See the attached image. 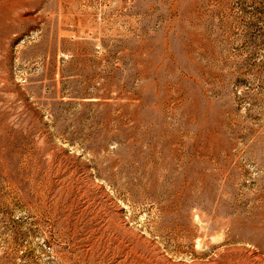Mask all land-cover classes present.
<instances>
[{"label":"rangeland","instance_id":"1","mask_svg":"<svg viewBox=\"0 0 264 264\" xmlns=\"http://www.w3.org/2000/svg\"><path fill=\"white\" fill-rule=\"evenodd\" d=\"M0 264H264V0H0Z\"/></svg>","mask_w":264,"mask_h":264}]
</instances>
